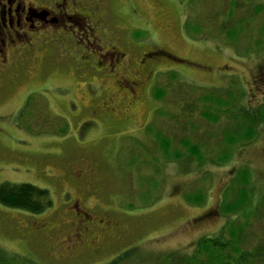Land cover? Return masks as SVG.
Wrapping results in <instances>:
<instances>
[{
    "label": "rangeland",
    "instance_id": "1",
    "mask_svg": "<svg viewBox=\"0 0 264 264\" xmlns=\"http://www.w3.org/2000/svg\"><path fill=\"white\" fill-rule=\"evenodd\" d=\"M76 1L67 8L81 9L92 25H101L102 48L90 42L96 32L72 18L48 25L45 44L31 47L30 75L5 84L0 77V182L47 188L53 200L38 214L0 204V247L35 264H106L126 250L119 264H153L159 251L190 253L198 237L213 235L223 224L220 206L233 198L231 188L264 191V125L226 149L221 129L229 119L202 115L196 99L207 90L230 88L236 96L243 92L245 106L262 101L264 80L256 74L264 67V49L240 57L220 33L203 38L215 24L205 23L200 9L216 0ZM186 21L203 29L187 31ZM111 45L124 52L114 76L95 74L91 80L79 71L93 52L90 62ZM46 87L55 88L53 96ZM156 87L164 92L160 100ZM34 89L39 90L24 98ZM182 98L195 104L191 113H182ZM159 109L167 115L158 116ZM156 131L189 137L201 159L186 154L188 165L150 151ZM171 148L186 150L176 140ZM223 149L228 157L218 162ZM133 156L137 162H129ZM242 168L250 173L247 183L239 182ZM195 191L204 194L202 203L183 199L184 192ZM74 199L111 223L105 236L100 228L82 233L78 227L79 240L68 238L79 221Z\"/></svg>",
    "mask_w": 264,
    "mask_h": 264
},
{
    "label": "trees",
    "instance_id": "2",
    "mask_svg": "<svg viewBox=\"0 0 264 264\" xmlns=\"http://www.w3.org/2000/svg\"><path fill=\"white\" fill-rule=\"evenodd\" d=\"M212 3L211 5L202 4L203 7L200 9L205 23H213L216 26L212 24L214 27L211 26L210 31L203 38H208L212 32H217L234 46L233 48L240 57L257 56L256 52L264 49V2L216 0ZM216 21H218L217 24ZM201 28L199 24L193 25L186 21L187 31L192 29L199 32ZM177 76L175 71L169 72V77L176 82L179 80ZM256 78L264 80V67L260 68ZM189 89L200 90L195 86H191ZM154 92L157 100L162 99L164 95L162 88L156 87ZM241 97H243V92L240 95L237 93L236 96L234 90L230 88L207 90L196 97L203 104L202 115L216 120L220 113L229 119V123L223 125L221 129V145L225 144L226 149L228 145L249 140L255 135L256 127L264 125V99L245 106L241 103ZM182 99L184 101L181 108L182 113L187 110L191 113L195 104L185 98ZM155 113L160 117L161 114L167 115L161 109ZM42 120L48 119L42 118ZM41 127L39 128L43 129ZM191 127L195 128L196 126L191 122ZM188 139L187 136L177 139L170 134L167 137L163 136L160 131H156L155 146L150 151L159 149L165 160L185 161L190 165L191 161L186 154L189 157L196 156L198 159H201V155L199 148L190 143ZM174 140L178 141L186 150L172 149L171 144ZM136 157H130L131 161L129 162H137ZM227 157L228 153L223 149V152L218 156V162H223ZM156 160L154 157L153 164H157ZM188 168L189 166L186 171ZM136 171H139L138 167ZM249 178V171L242 168L239 172V182L247 183ZM247 187L237 186L230 189L234 192L233 198H225L221 203L220 212L224 215L225 220L216 233L198 237L192 246L195 248L190 253L179 250L159 251L152 260L153 264H264V191L256 192ZM183 199L198 205L204 200V194L201 191L184 192ZM0 204L8 208L38 214L50 208L53 200L47 188L38 187L28 182L4 181L0 182ZM127 251L129 250L106 264H119L121 262L119 259ZM19 260L20 257L17 254H11L0 247V264H35V262L26 263Z\"/></svg>",
    "mask_w": 264,
    "mask_h": 264
},
{
    "label": "flooded vegetation",
    "instance_id": "3",
    "mask_svg": "<svg viewBox=\"0 0 264 264\" xmlns=\"http://www.w3.org/2000/svg\"><path fill=\"white\" fill-rule=\"evenodd\" d=\"M69 2L73 5L78 3L76 0H0V65L4 67L3 73H0L2 83L5 84L21 74H23V77H26L27 73L30 75L28 70H31V68L28 65L35 58L34 50L31 47L36 45V48L40 47L37 41L42 45L45 44L43 39L49 36L46 31L48 25L54 27L74 18L84 25L88 31L96 32V34H91L90 42L92 44L93 41L99 48H102L100 44L102 40L101 25H92L87 12L81 9L74 7V9L72 7L68 9ZM68 11L73 16L68 15ZM104 53H107V55H104ZM123 53L117 46L111 45V48L106 49L104 52L96 53L98 58L96 62H90L95 57V52H93L91 59L82 64L79 71H84L91 80H93L92 76L94 77L95 74L115 75L116 66ZM140 59H146V54H142ZM49 65L53 66L52 64ZM21 67L27 69V72L26 70L19 72ZM4 88L10 89V86ZM51 89L55 90L51 87L44 88L45 91L49 90L48 96L50 94L53 96ZM38 90L34 89L27 92L24 98ZM72 202L75 204L74 206L72 204L73 215L78 217L79 221L74 228V235L72 234L68 238L79 240L80 235L76 234L78 227H81L82 233L91 230L93 227L100 228V235L105 236L107 231L105 226L107 224L111 225V223L103 221L100 217L95 218L86 209L80 208L78 199H74Z\"/></svg>",
    "mask_w": 264,
    "mask_h": 264
}]
</instances>
